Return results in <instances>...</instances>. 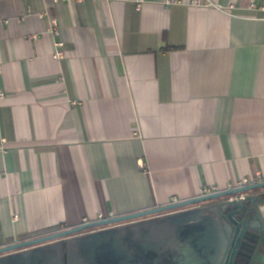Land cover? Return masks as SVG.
Segmentation results:
<instances>
[{
	"label": "crops",
	"instance_id": "1",
	"mask_svg": "<svg viewBox=\"0 0 264 264\" xmlns=\"http://www.w3.org/2000/svg\"><path fill=\"white\" fill-rule=\"evenodd\" d=\"M198 1H0V246L264 181V0Z\"/></svg>",
	"mask_w": 264,
	"mask_h": 264
},
{
	"label": "water",
	"instance_id": "2",
	"mask_svg": "<svg viewBox=\"0 0 264 264\" xmlns=\"http://www.w3.org/2000/svg\"><path fill=\"white\" fill-rule=\"evenodd\" d=\"M262 201L264 181L131 213L88 220L75 226L0 246V264H60L63 254L62 242H66L67 237L99 229L86 237L95 240L106 239L102 235L118 228L114 225L133 220L136 221L135 237L142 233L141 239L144 240L149 239L148 234L151 232L162 231L166 223L177 227L176 236L166 239L172 252H164L166 245L162 242L165 239L153 247L154 253L150 252V245L137 240L135 264H218L228 241L236 236L239 240L235 256L242 259L253 254L249 247L251 243L256 242L248 236L254 229L252 214H256L257 210L260 212L258 203ZM157 222L163 223V227L156 225ZM176 243L178 246L174 249ZM263 243L264 241L261 242ZM57 258L58 262L55 261Z\"/></svg>",
	"mask_w": 264,
	"mask_h": 264
},
{
	"label": "flooded vegetation",
	"instance_id": "3",
	"mask_svg": "<svg viewBox=\"0 0 264 264\" xmlns=\"http://www.w3.org/2000/svg\"><path fill=\"white\" fill-rule=\"evenodd\" d=\"M258 206L260 207V212L257 210L256 214H252L254 229L249 232L248 236L253 242H256L251 243L249 247L253 251V254L245 256L242 259L235 256L239 240L238 236H236L228 241L227 248L218 264H264V243L261 244L264 241V201L258 203ZM135 222L133 220L114 225V227L118 228L106 233V235H102L106 239L95 240L86 237L94 231H99V229L88 230L67 237V241L62 242L61 248L63 254L60 264H135V246L137 240L150 245L152 247L150 252L154 253L153 247L165 239L162 242L166 245L164 252L168 253L171 251V246L166 239L176 236L177 227L175 225L166 223V227H164L166 229L163 228L162 231L158 230L156 233L151 232L150 235L148 234L149 239L146 237L147 239L144 240L141 239L142 233L135 237ZM157 224H160L161 227L164 225L161 222H157ZM162 236L165 238L161 239ZM178 243L173 246L174 249L177 248ZM55 261L58 262V258Z\"/></svg>",
	"mask_w": 264,
	"mask_h": 264
},
{
	"label": "built area",
	"instance_id": "4",
	"mask_svg": "<svg viewBox=\"0 0 264 264\" xmlns=\"http://www.w3.org/2000/svg\"><path fill=\"white\" fill-rule=\"evenodd\" d=\"M53 1L55 3H57L59 0H53ZM144 1L145 0H136L137 6L138 7H141V5H142V3ZM198 3L201 4L202 3V0H199ZM249 6H250V8H256L255 3H251ZM258 8L261 9V10H264V5H261ZM5 23H9V20L8 19H0V28ZM58 26H59L58 19H56V18L51 19V25H50V27L48 29V32L51 33L55 37V46H56V49H55V52L53 54V56L55 58H60V57H62L64 55V49H63L64 42L58 38V36H59ZM1 97H4V93H2L0 91V98ZM4 143H5V141H0V149H3L4 148ZM243 185H247V180L241 181V183H240L239 186H243ZM217 191L218 190L217 189H214V188H206V189H203L202 190V192H201L200 195L211 194V193H214V192H217ZM243 196L244 195H241V197H243ZM86 221H88V220H85V222Z\"/></svg>",
	"mask_w": 264,
	"mask_h": 264
}]
</instances>
